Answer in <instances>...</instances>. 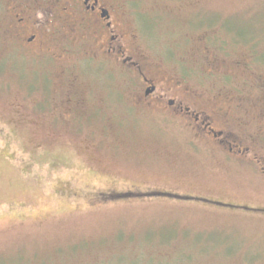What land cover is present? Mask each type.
I'll use <instances>...</instances> for the list:
<instances>
[{
    "label": "rangeland",
    "instance_id": "obj_1",
    "mask_svg": "<svg viewBox=\"0 0 264 264\" xmlns=\"http://www.w3.org/2000/svg\"><path fill=\"white\" fill-rule=\"evenodd\" d=\"M32 3L0 8V264H264V0H116L111 57Z\"/></svg>",
    "mask_w": 264,
    "mask_h": 264
},
{
    "label": "flooded vegetation",
    "instance_id": "obj_2",
    "mask_svg": "<svg viewBox=\"0 0 264 264\" xmlns=\"http://www.w3.org/2000/svg\"><path fill=\"white\" fill-rule=\"evenodd\" d=\"M40 0H3L0 3V8L1 7H7L9 8V10L12 12H16L18 10L21 11H26L29 7H30V2H38ZM61 0H48V2L51 5H54L55 3H59ZM65 3L63 4V10L64 12H74L75 9L78 10H82L81 12H84V16L88 17L90 19V17L92 18H96L98 20V23L101 25L102 29H103V33H106L108 36V44L105 47V51L104 53L106 54V56H114L115 55V51L117 50V46L114 43V41L117 39V34L115 33V29H114V22H113V16L114 13L112 11L113 5L112 3H114L116 0H63ZM5 3L7 5H5ZM33 5V3H32ZM90 16V17H89ZM18 22L21 28H23V23H24V18H18ZM35 25L38 26L35 22ZM32 27V26H31ZM41 34V31H37L36 33H31L29 36H25L24 40L26 41L27 44H33L34 41L37 39V36ZM99 33L98 31H95V36H98ZM101 37V36H100ZM127 61V60H124ZM155 88L156 86L154 84L151 85H147V87L145 88L143 95L139 96V99L142 98L144 100H146L147 97H149L150 95L155 93ZM141 100L137 102H141L144 101ZM155 104H160V102L156 101L154 102ZM161 103L163 104V108L165 110H174L175 112H178V110L183 111L185 110H189V107H182L180 105L176 106V100L174 98H166L165 99V95H162L161 97ZM199 115L194 113V120L197 121V119H199ZM202 128H204L206 130V127L203 126ZM212 134H214L215 136L218 135V133H216L214 131V128L210 127ZM221 141V140H220ZM219 141V142H220ZM220 145V144H219ZM232 147H230L231 149Z\"/></svg>",
    "mask_w": 264,
    "mask_h": 264
}]
</instances>
